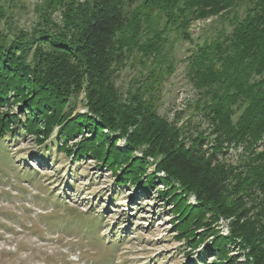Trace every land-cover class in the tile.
Instances as JSON below:
<instances>
[{"label": "trees", "instance_id": "obj_1", "mask_svg": "<svg viewBox=\"0 0 264 264\" xmlns=\"http://www.w3.org/2000/svg\"><path fill=\"white\" fill-rule=\"evenodd\" d=\"M239 1L37 3L39 20L30 31L0 30V136L20 132L42 144L56 128L54 139L67 155L96 160L116 185L141 193L157 182L165 187L160 194L173 202L176 236L190 249L205 242L202 252H213L215 264H233L224 259L231 243L244 264H264V0H248L229 32L197 43L186 57L200 93L194 108L207 119L208 133L167 120L155 102L172 68L161 54L162 34L190 39L193 20L221 15ZM128 56L144 71L138 85L121 92L113 74ZM80 93L86 110L73 115L72 100ZM120 138L123 147L116 145ZM231 146L241 147L238 162L218 157ZM219 219L228 220L226 234Z\"/></svg>", "mask_w": 264, "mask_h": 264}, {"label": "rangeland", "instance_id": "obj_2", "mask_svg": "<svg viewBox=\"0 0 264 264\" xmlns=\"http://www.w3.org/2000/svg\"><path fill=\"white\" fill-rule=\"evenodd\" d=\"M42 1L1 0L5 16H0V30L30 31L39 20L35 6ZM239 3L221 15L193 20L190 39L173 31L162 34L161 54L172 68L155 91L157 113L169 121L177 118L178 124L189 122L191 132L208 133L209 123L194 108L200 93L192 85L186 57L197 43L231 30L230 21L241 18L250 1ZM53 17L60 20L58 12ZM123 62L113 79L126 92L139 84L144 70L130 56ZM83 102L82 93L72 100L73 115L86 110ZM11 110L19 113L18 105ZM55 130L42 144L20 132L0 136V264H215L213 252H202L205 242L190 249L185 240L177 238L173 202L160 194L165 187L157 182L148 193H141L134 186L116 185L111 170L96 160L67 155L54 139ZM124 141L120 138L116 145L123 147ZM241 156V147L233 146L224 156L218 154L231 163ZM153 167L150 164L147 172ZM193 200L190 196L189 201ZM227 222H217L224 234ZM227 248L224 259L244 264L236 246L228 243Z\"/></svg>", "mask_w": 264, "mask_h": 264}]
</instances>
